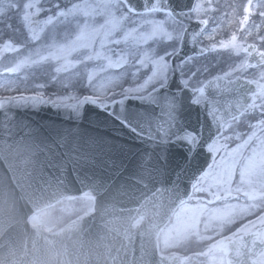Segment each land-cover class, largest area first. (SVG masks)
<instances>
[{
    "label": "water",
    "instance_id": "obj_1",
    "mask_svg": "<svg viewBox=\"0 0 264 264\" xmlns=\"http://www.w3.org/2000/svg\"><path fill=\"white\" fill-rule=\"evenodd\" d=\"M190 3L169 0V7L182 11ZM188 52L183 48L181 56ZM237 83L245 93L247 85ZM166 97L174 100L170 123L162 107ZM121 99L107 110L83 104L79 112L77 102L3 100L0 229L6 232L0 233V264H180L175 256L157 253L156 237L210 157L182 137L191 132L199 140L210 138L231 98L226 92L217 100L219 118L212 121L192 110L189 89L164 87L151 99L125 101L131 126L118 116ZM165 124L175 129L167 138L158 131ZM176 132L180 139L174 141ZM175 143L187 150L175 152ZM84 191L95 197L91 215L51 232L29 225L34 210Z\"/></svg>",
    "mask_w": 264,
    "mask_h": 264
},
{
    "label": "snow or ice",
    "instance_id": "obj_2",
    "mask_svg": "<svg viewBox=\"0 0 264 264\" xmlns=\"http://www.w3.org/2000/svg\"><path fill=\"white\" fill-rule=\"evenodd\" d=\"M253 8L261 18L259 25L250 23ZM211 10L212 0H191L187 10L179 14L169 7V0H103L102 3H90L89 0H0V42L4 49L16 53L18 57L15 66L6 68V72L15 73L29 66L54 64V72L50 78L60 82L58 74L69 70L78 71V66L87 67L88 62L107 61L106 65H100V71H104L105 68L127 65L131 56L140 67H148L150 62L152 74L137 87L121 91L120 95L125 99L118 102L119 117L127 121L124 115L125 101L130 96L153 98V93L167 84L170 73H179L180 77H184L181 84L191 91L192 103L201 105L205 87L197 86L201 83L197 80L199 70L193 71L189 68L186 73L185 68L192 58L182 57L181 52L189 40L195 44L206 31V28L201 27L199 32H190L186 25L193 19L198 25H208L209 20L203 17ZM243 11V18L239 22L243 33L241 37L233 33L230 39H220L217 42L216 30L213 29L205 37L211 43L200 51L203 53L219 48L232 50L237 56L243 54V59L238 64L225 72L223 77L218 76L215 79L227 77L229 83H232L234 77L237 81L243 79L247 85L254 86L247 89L250 103H237L239 116L233 115L232 120L235 122L239 117L247 120L251 116L256 123L249 124L251 133L246 139L240 133H234V138L242 142L232 149L228 148L227 141L233 139V136L221 133L219 137H210L207 151L212 154L213 163L191 185L195 191L208 192L214 200L224 201V208L210 210L203 202L189 207L182 200L176 224L163 235L166 248L175 246L174 241L187 239L190 235L211 240V236L200 235L201 225L207 232L214 221L223 228L239 219L240 223L231 235L208 245L206 251L196 253L197 256L210 257L212 264H244L242 257L245 249L257 247L259 252L249 264H264V0H256L255 4L253 0H247ZM41 14L45 16L43 20L38 19ZM73 23L74 28L71 27ZM60 24H66L71 29L62 40L51 35V29L45 32L46 26L51 25L55 29ZM249 38L252 43L248 42ZM122 43H131L133 47L127 56L120 55L113 60L108 54L113 51L110 46ZM152 44L158 46L152 57L146 52L139 54L138 46L151 47ZM93 74L88 75L90 86ZM44 86L38 84L37 88ZM4 87L6 90L19 91L18 88L12 89L11 84ZM8 99L15 101L17 97ZM19 99L42 100L43 94L37 93L33 97L21 95ZM109 100L112 104L117 103L115 96L109 98L106 92L84 96L82 100L77 98L74 109L79 112L81 105L90 103L107 110L110 106ZM52 103L56 105V101ZM3 105L4 101L0 100V107ZM162 107L170 123L174 100L166 97ZM253 113L258 115H251ZM207 116H211L212 121H217L216 111L209 109ZM127 123L132 125L131 121ZM222 128L223 124H219L217 131L220 132ZM257 129L261 133L259 136ZM231 130L229 126L228 131ZM158 131L167 138L168 128H160ZM182 139L193 146L199 143L198 136L191 132L185 133ZM64 140L66 137L60 143ZM221 140L225 142L222 143ZM221 150L224 155L217 161L215 156ZM146 168L149 167L146 165ZM240 198L245 203H227L231 199L239 201ZM174 231L177 236L173 235ZM245 237L249 239L245 241Z\"/></svg>",
    "mask_w": 264,
    "mask_h": 264
},
{
    "label": "rangeland",
    "instance_id": "obj_3",
    "mask_svg": "<svg viewBox=\"0 0 264 264\" xmlns=\"http://www.w3.org/2000/svg\"><path fill=\"white\" fill-rule=\"evenodd\" d=\"M82 2V0H81ZM90 3H102L103 0H89ZM256 0H253L255 4ZM221 3V4H220ZM236 1L231 4L229 0H212V10L208 12L207 18L209 20L208 25H206V31L201 39L206 45V47L211 43L205 37L213 32V29L216 30L215 39L218 42L220 39L228 40L231 35L235 33L238 37L243 35L241 31L240 20L243 18L244 9L242 12H235ZM214 5L217 8V14L214 11ZM247 6V0H245V5ZM229 9V15H225L226 9ZM222 9V10H221ZM257 15V17H256ZM45 18L44 14H41L38 19L43 20ZM261 22V18L258 14H253L250 18V23ZM212 23V25H211ZM75 27V24L71 26ZM51 29V35L56 36L58 39L62 40L67 33L71 30L66 24L57 25L55 29L52 28L51 25L45 27V32H48ZM264 31V30H262ZM250 40V38H249ZM248 40V41H249ZM242 42V41H241ZM151 44V42H150ZM155 44H152L151 47L149 45H140L138 46L140 49L139 54L143 55L145 52L148 53L149 57L154 55V52L158 49L155 48ZM113 51L108 54L112 57L113 60L119 58L120 55H128L129 50L133 47L131 43H122L121 45H111L110 46ZM0 96L8 95L3 94L1 91H9V93L17 92V94L12 96H21L27 95L30 93H42L46 96V91H48V99L52 101H66V100H75L78 97L89 95H98L101 92H106L107 96L111 98L112 96L120 95L123 89L135 88L139 84H142L147 76L152 74L151 72V63L149 62L148 67H140L136 64L133 57L129 56V62L127 65H123L120 68H105L104 71H100V65H106L107 61H93L88 62V66L84 65L78 66V71L69 70L68 72H61L58 74L57 80L51 79L52 73L54 72L55 65H52V68H48L47 72L41 71V73H36L35 70L31 69L30 66L26 68H21L15 73L6 72V68L14 67L18 61V57L16 53L9 52L3 48L2 42H0ZM192 59L188 62L187 68H185V72H188V69H192L193 71L199 70V75L197 80L201 82L197 86H200L202 82H204L212 73H221L229 71L232 66L238 64L243 59V54L237 56L236 53L229 49H216V50H207L206 53L202 55H197L191 57ZM39 68V67H38ZM251 72V71H250ZM89 73H94L91 81V86L89 85L88 75ZM171 73L169 74L170 77ZM190 75V73H189ZM17 76L20 81L14 83V79L12 77ZM184 77H180L179 79H183ZM11 84L12 89L16 90H6L4 85ZM38 84H44L43 88H37ZM23 89V90H21ZM251 115H258V113H253ZM256 120L251 119V116L245 120L243 117H239L237 121L230 120L226 122L223 126L222 132L225 136H233V139L228 140V148L232 149L236 147V144L241 143L242 141L236 140L234 138V133H240L244 139L251 133V129L249 128V124H255ZM229 126H231V131H228ZM257 135H261L259 129L256 130ZM217 135L219 137L221 135ZM221 142H225L221 140ZM247 151V150H246ZM224 155L223 150L217 153L215 159L219 161L220 156ZM238 179V177H237ZM191 197V199H190ZM187 200V205L189 207H195L198 202H203V204L210 210L215 209H223L224 201H216L208 192H198L193 190L191 196ZM90 200V201H89ZM211 201V203H209ZM229 204H243L245 203L243 198H240L239 201L235 199H231L227 201ZM91 206V199L88 197H80V198H66L56 203L55 205L42 210L39 213H36L32 217V222L43 226L45 228H53L59 226L64 223L69 218L73 217L80 211L85 209H89ZM181 211V204L174 211L171 220L169 223L160 231L158 235V242H160L163 247V235L168 232L169 229H173L176 224V217ZM254 218V217H253ZM231 227L232 224L224 225L222 229H217L218 232L225 231V227ZM209 227H219L217 222H212ZM201 231H204L203 225H201ZM182 232V230H181ZM206 233V232H205ZM204 233V235H205ZM174 236H177V232H173ZM189 237V236H188ZM197 239H200L197 237ZM175 242L176 246L181 247H190L196 245L197 242H194L193 239H178ZM173 242V243H174Z\"/></svg>",
    "mask_w": 264,
    "mask_h": 264
}]
</instances>
